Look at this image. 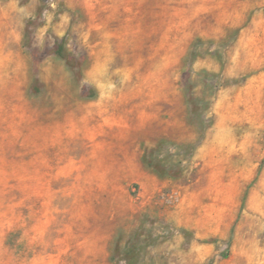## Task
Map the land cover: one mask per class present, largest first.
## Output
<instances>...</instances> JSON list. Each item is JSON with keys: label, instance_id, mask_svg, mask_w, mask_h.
<instances>
[{"label": "rangeland", "instance_id": "1", "mask_svg": "<svg viewBox=\"0 0 264 264\" xmlns=\"http://www.w3.org/2000/svg\"><path fill=\"white\" fill-rule=\"evenodd\" d=\"M0 264H264V0H0Z\"/></svg>", "mask_w": 264, "mask_h": 264}]
</instances>
